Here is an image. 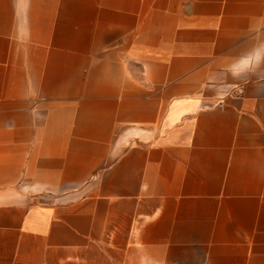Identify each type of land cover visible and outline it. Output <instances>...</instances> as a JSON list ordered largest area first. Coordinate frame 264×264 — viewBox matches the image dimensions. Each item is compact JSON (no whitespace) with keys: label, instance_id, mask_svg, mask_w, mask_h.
<instances>
[{"label":"crops","instance_id":"0c3cea01","mask_svg":"<svg viewBox=\"0 0 264 264\" xmlns=\"http://www.w3.org/2000/svg\"><path fill=\"white\" fill-rule=\"evenodd\" d=\"M0 264H264V0H0Z\"/></svg>","mask_w":264,"mask_h":264}]
</instances>
